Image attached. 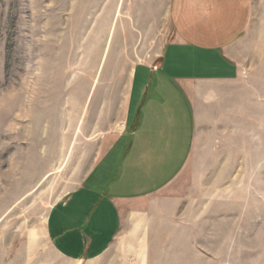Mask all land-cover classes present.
<instances>
[{"label":"rangeland","instance_id":"obj_1","mask_svg":"<svg viewBox=\"0 0 264 264\" xmlns=\"http://www.w3.org/2000/svg\"><path fill=\"white\" fill-rule=\"evenodd\" d=\"M252 7L237 55L254 81L264 78V0ZM166 11V0H0V264H66L47 239L49 213L118 134L135 66L157 63L174 40ZM207 145L163 192L183 197L203 232L183 264H264V172L244 190ZM222 229L239 236L235 252L216 244ZM116 243L94 264L147 260Z\"/></svg>","mask_w":264,"mask_h":264},{"label":"crops","instance_id":"obj_2","mask_svg":"<svg viewBox=\"0 0 264 264\" xmlns=\"http://www.w3.org/2000/svg\"><path fill=\"white\" fill-rule=\"evenodd\" d=\"M166 7L174 40L157 63L135 66L118 134L49 213L47 239L66 264L98 263L116 242L125 253L147 254L140 264H183V253L197 254V216L188 222L183 197L163 192L198 143L208 141L220 172L244 175V190L247 175L264 172V78L251 80L237 55L252 0H166ZM224 230L216 244L235 252L239 236Z\"/></svg>","mask_w":264,"mask_h":264}]
</instances>
